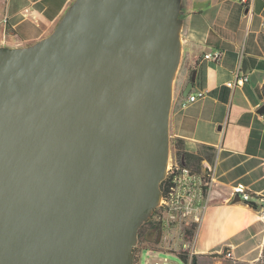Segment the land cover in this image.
<instances>
[{
	"label": "water",
	"instance_id": "water-1",
	"mask_svg": "<svg viewBox=\"0 0 264 264\" xmlns=\"http://www.w3.org/2000/svg\"><path fill=\"white\" fill-rule=\"evenodd\" d=\"M177 17L178 0H76L0 47V264H133L169 159Z\"/></svg>",
	"mask_w": 264,
	"mask_h": 264
},
{
	"label": "crops",
	"instance_id": "crops-1",
	"mask_svg": "<svg viewBox=\"0 0 264 264\" xmlns=\"http://www.w3.org/2000/svg\"><path fill=\"white\" fill-rule=\"evenodd\" d=\"M76 0H0V47L25 48L48 37ZM180 85L169 115L172 138L214 170L190 242L194 264H260L264 247V0H178ZM219 51L217 62L203 56ZM191 93L204 96L182 105ZM245 77L243 85H234ZM242 185L251 204L234 194ZM238 196V197H237ZM229 255V256H227ZM153 260V259H151ZM150 260V261H151ZM149 261V262H150Z\"/></svg>",
	"mask_w": 264,
	"mask_h": 264
},
{
	"label": "built area",
	"instance_id": "built-area-1",
	"mask_svg": "<svg viewBox=\"0 0 264 264\" xmlns=\"http://www.w3.org/2000/svg\"><path fill=\"white\" fill-rule=\"evenodd\" d=\"M248 0H239L245 3ZM6 18L4 17L0 23L1 27H5ZM221 57L219 51L205 54L204 60L217 62ZM246 81L245 77H236L234 85H243ZM204 96L202 91L195 94L189 93L185 98H182V105L194 103ZM165 194L161 192V198L158 206L153 210V219L162 227L169 229L171 226L177 227L183 236L184 229L191 224L199 223L201 218L202 201L204 195L210 190L211 183L214 181V170L209 167L206 174L196 173L191 169L180 164L178 161L169 156L168 167L166 169ZM234 194L249 203L252 197L246 192L242 185H237L234 188ZM184 239V236H183ZM150 253H161L160 251H147ZM173 254L180 259V252H167ZM229 256V255H227ZM181 260V259H180ZM148 264H177L174 261L163 257L155 258ZM185 264H189L188 262Z\"/></svg>",
	"mask_w": 264,
	"mask_h": 264
},
{
	"label": "rangeland",
	"instance_id": "rangeland-1",
	"mask_svg": "<svg viewBox=\"0 0 264 264\" xmlns=\"http://www.w3.org/2000/svg\"><path fill=\"white\" fill-rule=\"evenodd\" d=\"M2 28V27H1ZM2 30V29H1ZM181 67L178 66L172 83V94L180 85ZM173 138L169 131V156L173 157ZM140 232V235H139ZM147 251H160L161 253H150ZM178 251L180 255L186 253L190 259V242L183 239L181 231L171 226L169 229L162 228L150 213L148 218L141 223L136 233V242L132 249L133 264H148L151 259L166 257L177 264H184L177 256L167 252ZM137 258V262L135 259Z\"/></svg>",
	"mask_w": 264,
	"mask_h": 264
},
{
	"label": "trees",
	"instance_id": "trees-1",
	"mask_svg": "<svg viewBox=\"0 0 264 264\" xmlns=\"http://www.w3.org/2000/svg\"><path fill=\"white\" fill-rule=\"evenodd\" d=\"M192 72L193 71H191L190 74ZM182 144L183 143L180 139L173 138V143H172L173 159L178 161L180 164H183L185 167L191 169V171H193V172L202 173L201 172V165H200L201 158L197 155L185 152ZM160 189H161V192L165 194V192H166L165 191V181H162L160 183ZM249 206H254V205L250 203ZM196 227H197L196 224H191L184 229V232H183L184 240H186L187 242L192 241ZM139 235H140V232H139ZM180 259L185 264L188 262V255L186 253H184V254L180 255ZM135 261L137 262V258L135 259ZM190 262H191V264H194V262H195L194 256L191 258ZM261 262L262 263H260V264H264V247L262 250Z\"/></svg>",
	"mask_w": 264,
	"mask_h": 264
},
{
	"label": "bare ground",
	"instance_id": "bare-ground-1",
	"mask_svg": "<svg viewBox=\"0 0 264 264\" xmlns=\"http://www.w3.org/2000/svg\"><path fill=\"white\" fill-rule=\"evenodd\" d=\"M167 167H168V162H167V165H166V169H167Z\"/></svg>",
	"mask_w": 264,
	"mask_h": 264
},
{
	"label": "flooded vegetation",
	"instance_id": "flooded-vegetation-1",
	"mask_svg": "<svg viewBox=\"0 0 264 264\" xmlns=\"http://www.w3.org/2000/svg\"><path fill=\"white\" fill-rule=\"evenodd\" d=\"M152 214H153V212H152Z\"/></svg>",
	"mask_w": 264,
	"mask_h": 264
}]
</instances>
